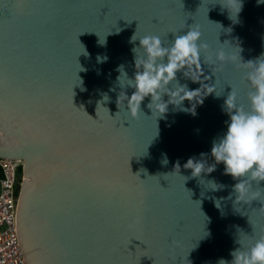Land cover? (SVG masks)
<instances>
[{
	"label": "water",
	"instance_id": "95a60500",
	"mask_svg": "<svg viewBox=\"0 0 264 264\" xmlns=\"http://www.w3.org/2000/svg\"><path fill=\"white\" fill-rule=\"evenodd\" d=\"M240 2L237 13L232 0H0V158L24 163L26 264H230L264 235V181L241 200L211 155L228 96L250 107L244 63L264 57V0ZM190 27L208 45L177 73L192 92L173 81L165 113L146 97L133 119L126 85L144 54L133 48Z\"/></svg>",
	"mask_w": 264,
	"mask_h": 264
},
{
	"label": "clouds",
	"instance_id": "9594fccd",
	"mask_svg": "<svg viewBox=\"0 0 264 264\" xmlns=\"http://www.w3.org/2000/svg\"><path fill=\"white\" fill-rule=\"evenodd\" d=\"M232 2L239 4L238 13L242 8L240 0ZM201 35L198 27H190L184 34L175 35L171 45L167 47L159 36L146 35L139 39V47L133 48V52L137 57L136 50L143 49V56L136 58V64L139 63L142 70L135 73L134 79H128L126 85L134 89L127 96V111L133 119L140 114L141 103L146 97L151 98L148 108L152 113L153 105L159 115L165 113L169 103L163 99V93L173 81L177 85V95L192 92L180 85L177 73L186 66H199L202 52L208 49L207 43L202 42ZM136 40L134 34L130 42ZM226 58L222 50L216 54L219 61ZM244 64L250 69L246 74L251 89L248 94L250 107L245 109L238 106L234 93L228 96L226 105L230 123L226 133L213 142L211 149L215 161L225 165V173L239 180L234 190L241 200L249 194L251 182L259 184L264 181V57ZM185 167L192 169L194 176H199L204 171L205 164L190 159ZM210 168L214 170V166ZM231 255L233 259L230 264H264V235L247 249L239 247ZM219 264L229 262L221 259Z\"/></svg>",
	"mask_w": 264,
	"mask_h": 264
},
{
	"label": "built area",
	"instance_id": "2783aa9c",
	"mask_svg": "<svg viewBox=\"0 0 264 264\" xmlns=\"http://www.w3.org/2000/svg\"><path fill=\"white\" fill-rule=\"evenodd\" d=\"M21 159L0 158V264H26L17 244L16 213Z\"/></svg>",
	"mask_w": 264,
	"mask_h": 264
},
{
	"label": "trees",
	"instance_id": "16d2710c",
	"mask_svg": "<svg viewBox=\"0 0 264 264\" xmlns=\"http://www.w3.org/2000/svg\"><path fill=\"white\" fill-rule=\"evenodd\" d=\"M1 172V171H0Z\"/></svg>",
	"mask_w": 264,
	"mask_h": 264
}]
</instances>
